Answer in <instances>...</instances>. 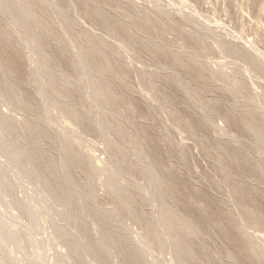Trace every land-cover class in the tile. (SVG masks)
I'll list each match as a JSON object with an SVG mask.
<instances>
[{
  "label": "rangeland",
  "instance_id": "obj_1",
  "mask_svg": "<svg viewBox=\"0 0 264 264\" xmlns=\"http://www.w3.org/2000/svg\"><path fill=\"white\" fill-rule=\"evenodd\" d=\"M35 1L38 5L45 6L51 16L48 23L54 31V37L47 40L49 52L57 57L62 68L78 82H82L80 79L83 68L80 63L78 68H73L69 62L70 55L73 53L68 45L69 35L65 32L64 26L55 19L54 3H58L64 8L66 16L75 22L76 30L88 31L92 38H97L112 48H116L120 44V38L116 39L111 36L99 19L86 14L87 10L84 8L91 9V3L83 2L81 4L76 0ZM106 1L113 8L112 12L106 9L110 17L117 18L116 10H126L132 14L142 12L154 16L153 25L145 27L146 33L151 46L153 43L161 42L164 45V51L154 52L155 57L149 59L148 56L132 58L130 54L119 50L121 52L115 61L119 66V71L125 75L127 80L126 86L114 84V91L122 93L123 101L131 102L134 111L124 110L123 101L116 103L113 107L116 110H121L122 116L131 120L132 126H125L126 130L133 129L145 135L150 144L148 146L150 153L156 158L159 170L169 177L174 189L173 198L177 201L180 212L183 213L182 215L192 218L200 228L203 236L191 240L197 260L202 264H233L227 255V253L233 252L236 254L239 264H263L260 261L249 259L246 253V243L237 235V226L250 235L253 234L257 243L263 247L264 225L257 224L258 227H254L244 220L243 209L240 204L238 205V199L233 196L231 187L226 184L225 177L226 174H231L233 179L230 180V184L239 182L241 194L247 196L245 204L258 210L264 216V177L260 172L261 169H264V147L257 142L254 133L247 130L239 121V116L244 108L250 109L256 117L262 115L264 118V72L262 71L264 70V0ZM159 21L166 24L172 22L175 25L173 24L172 30H160L161 33H157ZM0 28L10 34V26L6 17L2 15L0 16ZM188 30H193L194 34H190ZM180 39L190 47L187 51H197L196 60L199 63V65L186 69L187 71L185 69L180 71V80L186 78L192 82H188L185 88L178 77L172 80L167 79L170 75L174 53L181 55L185 51L181 47L183 41ZM9 40L15 48H7L0 39V52L2 51L6 58L8 57L11 68L19 80L17 82L18 89L30 104L35 105V109L28 115V119L36 123L38 128L48 132V139H45L43 144L54 158L55 165L58 166L61 138L63 134L68 133V130L64 128L69 122V118L64 116L65 118L59 119L57 116L51 115L53 125L43 122L44 106L36 94V88L29 81L32 78V65L27 59L28 50L14 35H9ZM145 42L143 41V43ZM218 42L233 45L234 52L221 50L217 45ZM245 56H250L261 64L262 70H259L254 62L249 61ZM183 59H185V55ZM219 70L225 74L237 73L239 80L246 87L245 95L240 96L242 99L221 77L213 78L210 71ZM229 71L230 73H228ZM145 73L152 76L156 88L168 100L169 107L164 109L152 99L153 89H150L152 87L142 82V75ZM112 79L111 76H108L107 80L113 81ZM69 90L71 93L66 99L80 111H82V107L91 106L92 108L94 106L91 105L89 89L84 81L76 88H69ZM129 90L131 91L129 92ZM247 96L252 97L248 105L245 102L250 100ZM202 99L210 101L209 107L212 114L210 113L209 121L207 118L205 119L204 108L202 110L199 108L202 107L199 102ZM234 101L239 102L235 108H232L230 103ZM0 111L9 115L15 122L20 121L23 117L22 111L12 110L5 100H0ZM92 111V114L89 117H83L78 125L81 130L82 142L73 145V150L80 157V164L70 172L75 179L81 178L84 172L93 171L91 161L100 165L108 162L115 154V151L107 149L105 140H103L104 136L100 131L103 122L101 112L97 109L96 112L95 108ZM172 112L174 115H171ZM227 118L228 121L231 120L230 126H228ZM262 124L264 125V120ZM223 129H229L235 139H229L227 135H224ZM116 141L121 143L122 140L118 138ZM216 146L224 147L225 152L220 148L218 150L215 148ZM128 155L130 159V153ZM4 160L5 158L0 152V162H4ZM4 172H6V177L8 176L6 181L12 188L10 187L11 191L7 197L0 195V198L3 199L1 200L4 201L3 207H0V214L11 202L13 205L9 209L11 215L19 217L20 224L26 225L28 222H32L30 221L32 218L31 214L27 212L30 210L23 207L34 187L29 180L20 182V178H17L14 173H7L9 172L7 170ZM142 173V170L132 166L129 170L130 179L126 182L131 185L134 200L131 206L132 214L112 213L106 225H108L109 231L116 236V243L128 247H136L139 235L144 233L148 236L149 232L152 233V248L148 252L139 253L132 261L133 264H150L153 260L159 264H171L169 262L173 256L172 247L166 237L161 234L156 222L160 204L153 202L149 197L146 198L143 191L146 176ZM58 178L61 186L65 187L67 185L65 178L63 176H58ZM84 186L88 189L90 187L95 198L90 201L88 198L78 196L77 203L88 204L91 213L97 211V214L100 215L109 214L114 205H117L97 178H93ZM95 218L94 215L90 217L91 220ZM43 219V223H39L41 227L31 233V240L34 242H31V237H28V232L24 230L25 233L21 231L19 243L24 248L22 253H32L35 247L43 248L41 257L54 261L58 258V253L49 236L51 230L48 227L52 225V221L48 215H45ZM57 224L63 225L64 222H57ZM85 224L86 233L92 236L89 219ZM67 229L74 233L70 227ZM17 248L16 244L11 243L5 249L6 252H11V255L14 256L18 252ZM112 249H109V253L101 254L99 264H113L110 257ZM60 251L62 254L66 253V249ZM17 257H22V264H36L35 262L42 261L35 257H25L21 253L17 254ZM79 262L86 263V259L77 257L76 263Z\"/></svg>",
  "mask_w": 264,
  "mask_h": 264
},
{
  "label": "bare ground",
  "instance_id": "obj_2",
  "mask_svg": "<svg viewBox=\"0 0 264 264\" xmlns=\"http://www.w3.org/2000/svg\"><path fill=\"white\" fill-rule=\"evenodd\" d=\"M41 1L47 2L50 0ZM76 1H79L81 4L83 2L91 3V9L84 8L87 10L86 14L99 19L111 36L116 37V39L117 37L120 38V44L116 48H112L97 38H92L88 34V31L76 30L75 22L66 16L64 8L58 5V3H54L55 19H57L60 25L64 26L65 32L69 35L68 45L73 51L70 55L69 62L73 68L79 66V63L81 64L83 70L80 81L82 80V82L84 81L86 83L87 89H89L87 91L90 93L91 105H94L92 108L91 106L82 107V111L66 99L71 93L69 88L74 89L82 82H78L76 78L71 77L62 68L57 57L48 50L49 42L47 40L53 39L54 31L48 23V19L51 16L47 8L45 6L42 7L41 4L38 5L35 0H0V14L6 17L8 25L10 26V34H7L0 28V39L5 43L7 48L12 47L11 49H14V45L9 40V35H14L28 50L27 59L30 65H32V78L29 81L36 88V94L43 104L41 105L44 106L43 122L47 125H53L51 115H55L59 119L65 118L64 116L69 118V122L64 128L68 130V133L65 132L67 134L62 135L61 145L59 147L60 155L58 154L57 160L58 166H56L53 161L54 158L43 144L44 140L48 139V132L38 128L36 123L28 119V115L33 112L35 105L30 104L24 94L18 89L17 82L19 80L11 68L7 59L8 57L6 58L4 53L2 51L0 52V100H5L9 103L12 110L22 111L23 113L22 119L15 122L9 115L3 114L4 112L2 113L0 111V152H2L5 158L4 162H0V195L7 197V194H10L11 191V186L6 181L8 179V176L6 177L5 175L6 172H4L6 170L9 171L7 173H14L17 178L19 177L20 182L22 180H29L34 187L32 188V194L28 196L23 207L26 210H30L27 212L31 214L32 219L30 221L32 222H28L26 225L20 224V218L12 216L9 211L10 207L13 206L11 202L8 203L6 209L0 214V264L21 263L22 257H17L19 253L25 257H35L38 260H42L35 262L36 264H99L98 261L101 254L105 252L109 253V249L111 248L113 249L110 257L113 260V264H133L132 261L136 259L139 253L141 254L143 251L148 252L152 248V233L149 232L148 236L144 233L139 235L136 247H128L117 244L115 241L117 240L116 236L109 231L107 228L108 225H106L112 213L118 214V212H125L128 215L132 214L131 206L134 200L131 185L126 183L130 179L129 170L132 166L142 170L146 176V184L143 186L146 198L149 197L153 202L160 204V212L156 222L161 234L166 237L171 245L170 247H172L173 256L169 263L202 264L201 261L197 260L193 252L194 244L191 241L192 238L199 239L203 236L200 228L192 218H188L180 212L177 201L173 198L174 189L169 181V177L159 170L156 158L150 153V147H148L150 144L145 135L133 129L131 131L126 130L125 126H132L131 120L123 117L121 110H116L113 107L116 103L123 101V94L114 91V84L117 83L126 86L127 80L125 75L119 71V66H117L115 61L121 52L119 50L130 54L132 58L148 56L149 59L155 57L154 52L164 51V45L161 42L153 43L151 46L148 40L149 37L145 27L152 24L154 16L146 15L142 12L132 14L126 10H116L117 18H114V16L110 17L107 13L106 9L112 12L111 9L113 8L106 0ZM159 22L157 33H161L160 30L168 31L173 29L174 23L166 24L161 21ZM188 32L194 34L193 30H188ZM180 40L183 41L182 39ZM143 41L146 42L143 43ZM217 45L221 50L234 52L233 48L235 47L229 43L218 42ZM181 47L185 51L183 50V55L174 53L170 75L167 79L172 80L175 77L179 79L181 70L199 65L196 60L198 57L196 55L197 51H187L190 47L184 41L181 42ZM184 55L185 59H183ZM245 57L249 61H253L259 70H262L261 67L263 66L254 61L252 57ZM262 71L264 72V70ZM146 73L142 75V82L152 87L150 88L153 89L152 99L164 109L169 107L168 100L158 91L152 76ZM210 73L213 78L221 77L226 81V84L236 91L238 97L245 95L246 87L239 80L237 73L225 74L221 70L215 72L210 71ZM108 76H111L113 81L107 80ZM180 81L184 84V88L188 85V82H191L186 78ZM126 91H128L127 88ZM196 95L195 97H197ZM247 97L250 99H247L249 103L245 101L248 105L252 97ZM240 98L242 99V97ZM196 99L198 101V98ZM199 102L202 106L199 108L201 110L204 108L203 112L205 115L202 114L209 121L210 113L212 114L209 107L210 101L202 99ZM238 102L234 101L230 103V107L235 108ZM93 108H95V111L96 109L99 110L103 116L100 131L104 136L103 140H105L107 149L115 151V154L112 155L108 162L100 165L94 164L91 161L93 171L84 172L81 178L78 177L79 179H75L70 172L80 164V157L73 150V145L82 142L80 137L81 130L78 125L83 117H89L92 114ZM123 109L130 112L134 111L132 103L128 100L123 103ZM171 115H174L173 112ZM239 119L240 123L247 130L253 132L257 142L264 147L263 116L256 117L250 109L244 108ZM230 125L231 120L228 121V126ZM73 127H76V129H73ZM222 131L229 139H235L229 129H223ZM116 138L121 139V143L117 142ZM215 148L218 150L220 148L225 152L224 147L216 146ZM128 153H130L133 159H129ZM260 172L261 176L264 177V169H261ZM58 176L65 178L67 184L65 187L61 186ZM93 178L101 181L102 185L108 190L111 198L117 204L114 205V208L110 210L111 212L109 214L100 215L97 214V211L91 213L88 204L77 203L78 196L88 198L90 201L94 200L95 195L90 187L89 189L85 188L86 185L83 187L85 183L90 182ZM231 179H233L232 175L226 174L225 182L231 187L232 194H235L233 196L238 199V205L240 204L241 209H243L242 214L244 220L254 227L257 224L264 225V216L258 210L252 209L245 204L247 202V196L241 194L239 182L235 181L236 183L231 182L232 184H230ZM1 199L0 207H3L4 201ZM45 215H48L52 221V225L48 229L51 230L49 235L50 240L54 243L58 253V258L54 261H49L47 258L41 257L43 248L35 247L32 253H22L24 248L19 243L21 231L25 233L24 230H26L29 234L28 237H31L32 231H37L41 227L39 223L42 222ZM92 215L96 216L93 220L90 219ZM59 217L63 219H58ZM87 219H89L92 228V236H89L85 230V222ZM57 222H64V224L60 225ZM67 227H70V230H73L74 233L70 232ZM237 235L242 240L244 239L246 253L249 259L257 262L260 261L264 264V246L262 247L260 246L261 244L259 245L257 243L256 238L252 236L253 234L250 235L242 230L241 227L237 226ZM32 241L34 242V240ZM11 243L18 246V252L16 251L17 253L14 256L11 255V252H6L5 249ZM61 249H66V253L62 254ZM227 255L230 262L239 264L235 253L229 252ZM77 257L85 258L86 263H76ZM152 263L159 264L154 260L150 264Z\"/></svg>",
  "mask_w": 264,
  "mask_h": 264
}]
</instances>
